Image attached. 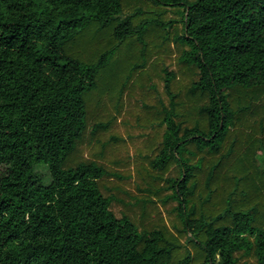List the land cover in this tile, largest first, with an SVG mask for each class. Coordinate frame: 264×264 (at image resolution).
I'll list each match as a JSON object with an SVG mask.
<instances>
[{"label":"trees","instance_id":"obj_1","mask_svg":"<svg viewBox=\"0 0 264 264\" xmlns=\"http://www.w3.org/2000/svg\"><path fill=\"white\" fill-rule=\"evenodd\" d=\"M173 44L186 115L154 59ZM152 71L170 103L142 172L173 229L117 218L108 145L86 152ZM0 264H264V0H0Z\"/></svg>","mask_w":264,"mask_h":264},{"label":"rangeland","instance_id":"obj_2","mask_svg":"<svg viewBox=\"0 0 264 264\" xmlns=\"http://www.w3.org/2000/svg\"><path fill=\"white\" fill-rule=\"evenodd\" d=\"M176 56L177 47L173 44L171 54L162 53L154 59L163 58L166 61L164 66L176 74L172 91L178 95L177 101L182 103L178 111L186 115L193 105L183 97L189 78L177 73ZM141 82L142 86L135 84L133 91L124 98L122 107L114 110L112 101L104 104L101 111H111L115 116L114 124L108 133H100L91 139V146L86 152H93L101 142L108 145L102 162L111 173L122 178L114 175L107 177V187L103 191L106 196L114 198L110 210L117 218L127 215L135 220L140 229H143L142 221L146 225L164 223L173 229V223L177 219L174 211L176 203L167 201L166 198L170 194L167 189L159 191L161 183H150L151 179L146 178L142 172V166H148L146 159L151 158L153 150L159 147L158 140L162 133V128H158L161 121L150 123L149 120L156 114H164L163 110L169 106L170 98L165 93L163 79L155 71L151 72L150 77L143 76ZM155 126L157 129H154ZM112 134L121 137L117 145L111 144ZM116 159L121 161H115ZM39 170L47 174L44 167ZM218 262L220 259L217 257L216 263Z\"/></svg>","mask_w":264,"mask_h":264}]
</instances>
